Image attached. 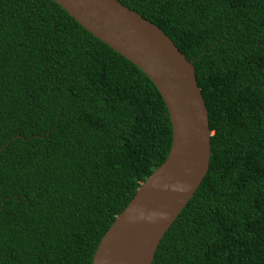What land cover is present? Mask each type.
Masks as SVG:
<instances>
[{
  "label": "trees",
  "instance_id": "1",
  "mask_svg": "<svg viewBox=\"0 0 264 264\" xmlns=\"http://www.w3.org/2000/svg\"><path fill=\"white\" fill-rule=\"evenodd\" d=\"M194 69L210 155L151 264H264V0H116ZM171 144L151 81L52 0H0V264H91Z\"/></svg>",
  "mask_w": 264,
  "mask_h": 264
},
{
  "label": "water",
  "instance_id": "2",
  "mask_svg": "<svg viewBox=\"0 0 264 264\" xmlns=\"http://www.w3.org/2000/svg\"><path fill=\"white\" fill-rule=\"evenodd\" d=\"M154 85L171 126L165 160L115 217L91 264H151L156 248L208 169L210 131L193 66L169 38L116 0H52Z\"/></svg>",
  "mask_w": 264,
  "mask_h": 264
}]
</instances>
